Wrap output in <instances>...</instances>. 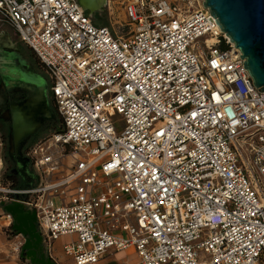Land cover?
Segmentation results:
<instances>
[{
  "label": "built area",
  "instance_id": "obj_1",
  "mask_svg": "<svg viewBox=\"0 0 264 264\" xmlns=\"http://www.w3.org/2000/svg\"><path fill=\"white\" fill-rule=\"evenodd\" d=\"M113 1L126 33L78 0H0L63 121L27 154L42 182L2 180L0 204L35 210L50 247L73 237L56 264H264V92L243 53L204 0Z\"/></svg>",
  "mask_w": 264,
  "mask_h": 264
},
{
  "label": "water",
  "instance_id": "obj_2",
  "mask_svg": "<svg viewBox=\"0 0 264 264\" xmlns=\"http://www.w3.org/2000/svg\"><path fill=\"white\" fill-rule=\"evenodd\" d=\"M78 1L91 14L98 12L85 7L81 0ZM203 5L210 9V14L221 30L226 32L230 40L243 53L240 56L245 58L244 66L248 69L254 85L264 92V0H204ZM0 73L5 81L6 75L1 68ZM39 90L44 93L45 84L44 88ZM43 97L47 100L42 94L29 110L21 104L19 107H13L11 115L7 112L5 118L13 119L16 142L23 136L33 135L42 126L44 120L42 116L49 113L47 102L46 105L40 104V99ZM25 114H31V116L27 119ZM12 150L13 142L11 141V153ZM5 210L13 216L14 230L26 238L22 245V254L25 250H30L33 255L31 260L35 262L38 254L35 245L42 239L38 231L37 212L24 209L21 203L7 204ZM48 263H52L50 258Z\"/></svg>",
  "mask_w": 264,
  "mask_h": 264
},
{
  "label": "rangeland",
  "instance_id": "obj_3",
  "mask_svg": "<svg viewBox=\"0 0 264 264\" xmlns=\"http://www.w3.org/2000/svg\"><path fill=\"white\" fill-rule=\"evenodd\" d=\"M95 19L103 22L105 25L109 26L113 30L120 33H126L131 29V25L129 24V21L123 12L120 5L113 1L108 0V5H106L102 10L96 12L94 14ZM31 49L19 38L17 32L15 29L9 25V24H0V58L4 57L7 60H9V65L11 66H19V64H25L28 68L31 69V72H33L36 76L42 77L44 79V84L46 87V91L42 93L35 82L33 81H23V80H15L11 84H9L8 79L5 78V85L8 87V90H10L13 98H23L26 96L25 92L30 93L32 95L31 102L34 105V103L39 100V98L44 94L47 98V110L48 115H43V122L44 125L42 127V130L39 134V136L31 142V145L28 148V153L30 152L31 148L34 147L39 141L45 140L49 138L54 132H57L63 128V121L59 115L56 114L54 110V102L53 98L51 96V90H50V78L49 75L46 73V71H38L35 65L32 61L31 56ZM30 72V71H29ZM29 100V101H30ZM7 102H4L3 99L0 98V113H1V107L5 106ZM2 120L0 118V134L1 136H4V139H8L9 137V130L2 125ZM115 126L118 130L122 131L125 126V120L123 116H117L114 119ZM3 141V139H2ZM5 142L3 141V144ZM54 153L56 158L59 161V164H63L64 161L70 160V158L66 157V159L61 157V149L58 147L54 148ZM2 155L4 157L5 163H6V170L8 168V163L6 161V157H8V147L5 149H2ZM82 156L83 154H76ZM74 156V155H73ZM19 172H18V183L23 185L24 183H28L32 186H37L42 182V174L41 171L38 170L36 167L32 165V163H29L25 166L24 163L18 166ZM5 170V171H6ZM5 175V173H4ZM22 187V186H20ZM23 188V187H22ZM55 205H60V199L58 196L54 199ZM9 237L10 239H15L17 241H14L15 247L17 245L20 247L22 244L21 242L24 240V236L21 234H18L17 231L14 229H9ZM18 237V238H17ZM66 239L72 240L73 237H67ZM60 244V242H59ZM19 254L21 255L22 249L19 248ZM25 259V256L23 257ZM26 260V259H25ZM135 255H131L128 252H121L118 254H113L109 256L105 261L104 264H128L130 262H136ZM28 261V260H26ZM30 262V261H28Z\"/></svg>",
  "mask_w": 264,
  "mask_h": 264
},
{
  "label": "crops",
  "instance_id": "obj_4",
  "mask_svg": "<svg viewBox=\"0 0 264 264\" xmlns=\"http://www.w3.org/2000/svg\"><path fill=\"white\" fill-rule=\"evenodd\" d=\"M2 149H3V141H2V136L0 134V183L2 182V179L4 177V173L6 170V163L4 160V157L2 155ZM30 187V186H29ZM23 188H28V187H23ZM7 211L5 210V206L0 204V264H49L48 263V259L50 258L52 260L51 264H56L57 261L60 262L64 259H67L68 257L65 256L64 252H63V246L66 242L69 241V239H66L67 237L70 236H63L60 239L56 240L53 242L52 247H50V245H48L43 238L41 240H38L36 242V249H37V257H36V261L32 262V253H30L27 257H25L26 260L30 261H26L23 257L24 255L21 253V255L19 254L18 250V245L17 247H15V243L14 241H17L16 238L10 239L9 237V229L10 227H8L10 225V220L7 217ZM41 235V234H40ZM18 238V237H17ZM24 240L21 242V244L23 245L26 241V238L23 237ZM60 242V244H59ZM43 245V254L42 250H40V248L38 247L39 244ZM21 245V246H22ZM22 249V247H21ZM52 249V251H51ZM39 250V251H38ZM121 252H128L131 255H135L136 257V262H130L128 264H141L140 263V259L137 255V253L134 251L133 248H129L127 250L124 251H115V250H109L106 254H104L101 257V260L99 261L98 264H104V261L111 255H115ZM70 262H72V259H70Z\"/></svg>",
  "mask_w": 264,
  "mask_h": 264
},
{
  "label": "flooded vegetation",
  "instance_id": "obj_5",
  "mask_svg": "<svg viewBox=\"0 0 264 264\" xmlns=\"http://www.w3.org/2000/svg\"><path fill=\"white\" fill-rule=\"evenodd\" d=\"M4 85H5V81H4ZM6 86L7 85H5V87ZM6 89L8 90V87H6ZM8 91L10 92V90H8ZM25 93L27 94L28 92H25ZM31 97H32V95H30V93H28V95L23 97V99H21V98L15 99V98H13L12 94H11L10 98H2L3 101L7 102V103L5 104V106L1 107V110H2L0 113V118L2 120L1 123L4 127H6L9 130V137H8V139L5 138V143L3 144V149L8 147L9 164L15 165L17 167V174L19 172V169H18L19 165L24 163L26 166L29 163H31V160L29 159V157L27 155L28 154V148L31 145L32 138L41 132L42 127L44 125V122H43L42 126L36 131V133H34L31 136H23L18 142H16L14 139L15 136H14V128H13V119L11 117L9 119H6L5 116L7 115V112H10V115H11V113L13 112V107H15V108H16V106L19 107L21 104L24 105L26 110H29L31 105H32V102L30 100ZM11 141L13 142L12 153L10 152ZM38 247L40 248V250H42L40 252H42V254H43V245L40 243ZM29 254H30V250H25L23 253V255L25 257H27Z\"/></svg>",
  "mask_w": 264,
  "mask_h": 264
},
{
  "label": "bare ground",
  "instance_id": "obj_6",
  "mask_svg": "<svg viewBox=\"0 0 264 264\" xmlns=\"http://www.w3.org/2000/svg\"><path fill=\"white\" fill-rule=\"evenodd\" d=\"M83 5L92 11H100L106 5H108V0H81ZM0 68L6 75L9 84L15 80L23 81H33L37 84L40 89L44 88V79L42 77L36 76L31 69L28 68L25 64H19V66H10L9 60L4 57L0 58ZM30 71V72H29ZM47 100L43 97L40 99V104L46 105ZM31 114H25V117L28 119Z\"/></svg>",
  "mask_w": 264,
  "mask_h": 264
},
{
  "label": "trees",
  "instance_id": "obj_7",
  "mask_svg": "<svg viewBox=\"0 0 264 264\" xmlns=\"http://www.w3.org/2000/svg\"><path fill=\"white\" fill-rule=\"evenodd\" d=\"M96 23L98 25H105L103 22L99 21L98 19L96 20ZM31 56H32L33 64L35 65V67L37 68V70L38 71H44L45 68L42 65V63L40 62V60L38 59V57L33 52H31ZM26 95H28V93ZM10 97H11V93L6 89V87L4 85V79H3V77H2V75L0 73V98L2 99V98H10ZM21 99H23V98H21ZM53 102H54V99H53ZM54 110H55L56 114L59 115L58 112H57V109L55 107V103H54ZM61 130H59V131H61ZM39 134L40 133H38L37 135H35L32 138V142L34 140H36V138L39 136ZM2 139L5 142V139H4V136L3 135H2ZM5 159H6L7 163H8V168L5 171V175H4V177H3L2 180L5 181V182L6 181L7 182H10L14 188H22V187H29V186H31L28 183H24L23 185H21L20 183H18V180H17L18 179L17 167L15 165H10L9 164V156L6 157ZM20 186H22V187H20ZM10 228L11 229H14L13 228V225Z\"/></svg>",
  "mask_w": 264,
  "mask_h": 264
}]
</instances>
